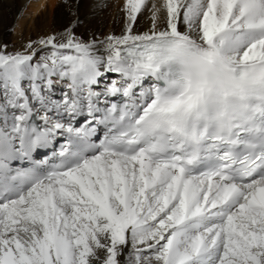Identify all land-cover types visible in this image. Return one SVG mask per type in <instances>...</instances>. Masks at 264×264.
I'll use <instances>...</instances> for the list:
<instances>
[{"label":"snow or ice","instance_id":"6c2138e0","mask_svg":"<svg viewBox=\"0 0 264 264\" xmlns=\"http://www.w3.org/2000/svg\"><path fill=\"white\" fill-rule=\"evenodd\" d=\"M118 9L0 45V264H264V0Z\"/></svg>","mask_w":264,"mask_h":264},{"label":"bare ground","instance_id":"6f19581e","mask_svg":"<svg viewBox=\"0 0 264 264\" xmlns=\"http://www.w3.org/2000/svg\"><path fill=\"white\" fill-rule=\"evenodd\" d=\"M121 0H0V45L9 50L29 39L62 32L73 21L77 35L119 34L123 26L118 9ZM140 30L150 26L147 16L139 17Z\"/></svg>","mask_w":264,"mask_h":264}]
</instances>
